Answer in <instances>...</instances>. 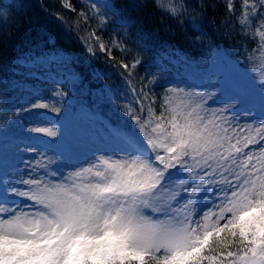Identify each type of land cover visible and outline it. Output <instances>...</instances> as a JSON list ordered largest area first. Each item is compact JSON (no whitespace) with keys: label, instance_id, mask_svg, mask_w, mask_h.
I'll return each instance as SVG.
<instances>
[{"label":"rangeland","instance_id":"obj_1","mask_svg":"<svg viewBox=\"0 0 264 264\" xmlns=\"http://www.w3.org/2000/svg\"><path fill=\"white\" fill-rule=\"evenodd\" d=\"M80 1L98 13L105 0ZM156 2L172 14L183 11L181 0ZM243 6L244 22L255 27L264 47V0H243ZM3 15L0 8V19ZM100 17L97 37L108 48L115 41L112 23L108 13ZM143 59L151 65L130 88L141 104L144 130H152L150 141L163 150L160 155H153L141 138L120 139L103 131L96 135L94 119L75 113L65 126L55 127L58 115L67 114L66 101L56 83L62 77L49 81L50 69H43L47 73L35 84L27 80L20 87L15 83L9 90L1 88L8 139L0 141V195L12 203L0 201V264H108L110 246L137 258L152 256L155 264H180L199 251L205 235L225 226L242 232L247 226L243 213L253 201L264 206V59L250 66L249 76L215 62L186 72L157 58ZM138 62H132L130 75ZM32 74L33 67L27 71ZM192 78L200 81L193 83ZM107 103L100 92L90 104L106 118L119 115L120 121H132L131 103ZM210 137H217L221 148L228 147L234 159H243L248 167L254 164L255 172L238 163L229 172L233 165H226L216 172V190L211 183L199 186L206 191L187 187L185 196L193 193L199 200L187 198L179 208L171 207L165 170L182 161L184 141L209 143ZM158 160L164 163L162 169ZM195 202L200 206L195 208ZM246 244L247 249L216 264H251L249 256L257 245ZM258 257L255 262L261 264L263 255Z\"/></svg>","mask_w":264,"mask_h":264},{"label":"trees","instance_id":"obj_2","mask_svg":"<svg viewBox=\"0 0 264 264\" xmlns=\"http://www.w3.org/2000/svg\"><path fill=\"white\" fill-rule=\"evenodd\" d=\"M181 1L183 11L172 14L156 0H105L98 13L80 0H0L4 10L0 19V87L6 88L9 82L24 84L26 80L35 84L43 69H50L47 75L53 77L60 68V73L74 74L72 86L65 92L72 99L70 110L80 113L81 106L105 86L109 99H132L130 86L139 84V77L149 65L143 59L146 55L186 72L211 61L235 72L247 64L262 62V39L254 26L244 22L243 0ZM106 13L115 38L108 48L97 37L101 34L100 14ZM134 60L139 61L138 66L130 75ZM31 66L33 74L28 76ZM140 106L133 109V121L112 117L109 122L141 138L159 154L160 149L150 141L152 130H144L146 122ZM184 143L185 149L179 154L182 161L173 169L171 182L180 177L181 171L186 175L189 164L194 171L200 170V160L194 162L197 158L219 168L230 164L228 152L207 141ZM210 166H205L206 172L218 171ZM165 181L170 182L167 178ZM259 204L243 215L247 225L244 232L237 226L223 227L204 237L201 249L180 264H213L247 249L248 241L257 245L249 256L250 263L257 264L260 254L264 264V206ZM116 248L110 246L108 264H155L152 256L137 258L126 249Z\"/></svg>","mask_w":264,"mask_h":264}]
</instances>
